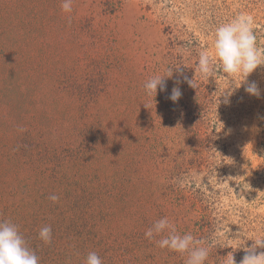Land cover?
<instances>
[{
	"label": "rangeland",
	"instance_id": "1",
	"mask_svg": "<svg viewBox=\"0 0 264 264\" xmlns=\"http://www.w3.org/2000/svg\"><path fill=\"white\" fill-rule=\"evenodd\" d=\"M239 12L264 26V0H74L71 24L60 0H0V219L40 264H185L144 237L162 217L213 245L206 264L264 236V66L259 97L196 68ZM154 74L167 90L146 95Z\"/></svg>",
	"mask_w": 264,
	"mask_h": 264
},
{
	"label": "clouds",
	"instance_id": "2",
	"mask_svg": "<svg viewBox=\"0 0 264 264\" xmlns=\"http://www.w3.org/2000/svg\"><path fill=\"white\" fill-rule=\"evenodd\" d=\"M73 5L74 0H60L61 10L66 14L69 24L72 22ZM211 32L214 51L211 55L206 49L198 51L196 60L198 72L206 78L219 73L230 77L239 76L242 78L239 86L246 85L244 90L247 94L259 97L261 89L255 81H248L247 77L258 67L264 66V44L260 43L264 26L258 25L252 15L239 12L218 22L212 27ZM173 69H169L168 76L172 75ZM168 76L154 74L146 79L143 84L145 94L155 96L158 88L161 92L166 91L167 84L164 78ZM187 82L194 87L193 79ZM222 94L223 103L229 104L231 90L227 93L223 91ZM181 96V90L174 87L168 98L176 103ZM218 103L220 101L217 99ZM48 199L56 203L60 196L51 194ZM144 237L162 250L186 256L185 264H206L213 247L208 240L197 238L190 232H178L168 217H162L152 223L145 230ZM37 239L44 245H50L53 242L51 225L41 226L37 232ZM239 239L242 242L238 243L236 248L242 247L245 251L240 264H264V252L257 251L264 249V236L252 240L254 243L250 247H244L245 240L241 237ZM0 264H40V258L22 234L20 225L11 219H0ZM83 264H104V261L95 251H90ZM224 264H235L231 253L225 257Z\"/></svg>",
	"mask_w": 264,
	"mask_h": 264
}]
</instances>
